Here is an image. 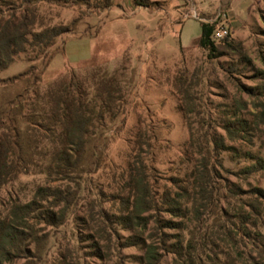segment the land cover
<instances>
[{
  "label": "rangeland",
  "instance_id": "rangeland-1",
  "mask_svg": "<svg viewBox=\"0 0 264 264\" xmlns=\"http://www.w3.org/2000/svg\"><path fill=\"white\" fill-rule=\"evenodd\" d=\"M102 1L44 6L43 14L53 24L66 25L69 32L57 39L55 49L62 52L65 44V51L52 59L41 86L70 71L83 74L103 66L110 73L118 72L129 95L126 115L107 134L105 160L111 169L102 167L88 177L67 223L47 227V233H40L45 238L39 249L31 246L28 257L18 256L12 264H142L144 251L124 246L129 232L118 226L109 229L112 242L101 238L102 251L96 249L93 243L102 233L89 230L88 210H103L108 216L119 208L111 178L127 166L139 115L153 118L158 131L159 145L150 163L157 190L175 193L187 186L190 168L184 161L189 135L172 93L174 77L184 69L201 71L207 83L203 106L211 111L217 134L225 135L223 124L232 116L248 121L247 134L236 140L225 136V148L214 152L215 191L211 199L193 201L198 212L190 209V232L185 233L184 244L192 240L194 264H264V237L256 236L253 226L258 218L264 224V194L255 190L264 193V168L256 165L259 160L264 165V117L260 115L264 110V0H112L108 9L102 8ZM202 23L227 28L232 47L218 43L220 54L210 58L199 44ZM29 65L21 60L0 70V104L22 92L24 82H5ZM249 165L251 170L246 169ZM44 182L43 177L32 175L4 187L0 214L11 199L29 200L36 185ZM174 241L171 238L169 243ZM163 253L161 264H172L177 257Z\"/></svg>",
  "mask_w": 264,
  "mask_h": 264
},
{
  "label": "trees",
  "instance_id": "trees-1",
  "mask_svg": "<svg viewBox=\"0 0 264 264\" xmlns=\"http://www.w3.org/2000/svg\"><path fill=\"white\" fill-rule=\"evenodd\" d=\"M80 3L89 4V0H0V70H8L21 60L30 63L26 71L5 82H24L25 87L13 99L0 104V190L20 177L45 179L36 185L29 200L11 199L6 212L0 214V264H12L18 256L28 257L30 247L39 249L45 238L40 233H47V227L67 223L82 198L88 177L102 167L110 168L105 160L107 134L110 126L127 113V87L118 72L110 73L103 66L83 74L70 71L46 87L41 86L42 75L52 59L65 51V44L62 52L55 49L57 39L69 32L66 25L53 24L42 9ZM111 3L112 0H103L102 8H110ZM217 28L201 24L199 44L210 58L220 54L218 43L232 47L231 33L221 40L212 39ZM206 85L201 71L195 69L177 72L172 84L189 135L184 161L190 168L187 186L175 193L157 190L150 163L159 145L158 131L153 118L139 115L127 166L111 178L119 208L108 216L103 210H88L89 230L102 233L94 238L96 249L102 251L101 238L112 242L109 229L118 226L129 232L124 246L144 251L142 264H161L163 251L177 256L172 264L195 263L192 240L184 244L185 233L190 232L187 222L191 210L198 212L193 201L201 203L213 196V154L225 148V136L236 140L248 133V121L235 116L223 124L225 135L216 133V121L202 102ZM260 115L264 117V110ZM256 165L264 168L261 160ZM163 214L170 217L164 218ZM253 226L256 236L264 237L261 218ZM171 238L173 243H169Z\"/></svg>",
  "mask_w": 264,
  "mask_h": 264
},
{
  "label": "built area",
  "instance_id": "built-area-1",
  "mask_svg": "<svg viewBox=\"0 0 264 264\" xmlns=\"http://www.w3.org/2000/svg\"><path fill=\"white\" fill-rule=\"evenodd\" d=\"M229 32L227 29L223 28V27H218L213 35H212V39L213 40H221L223 38H225L226 36H228Z\"/></svg>",
  "mask_w": 264,
  "mask_h": 264
},
{
  "label": "crops",
  "instance_id": "crops-1",
  "mask_svg": "<svg viewBox=\"0 0 264 264\" xmlns=\"http://www.w3.org/2000/svg\"><path fill=\"white\" fill-rule=\"evenodd\" d=\"M83 38H86V37H83Z\"/></svg>",
  "mask_w": 264,
  "mask_h": 264
}]
</instances>
